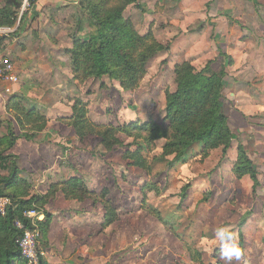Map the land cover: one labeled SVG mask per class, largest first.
<instances>
[{"label": "rangeland", "instance_id": "obj_1", "mask_svg": "<svg viewBox=\"0 0 264 264\" xmlns=\"http://www.w3.org/2000/svg\"><path fill=\"white\" fill-rule=\"evenodd\" d=\"M3 2L0 0V7ZM138 3V7H126L124 18H129L140 34L152 31L164 47L148 61L138 88L122 91L107 77L81 82L72 79L70 56L65 51L71 47L79 13L75 4L62 2L33 10L18 35L1 37L0 55L12 60L15 72H26L17 75L19 81L14 87L18 88L23 80L27 83L26 93L31 91L30 84L35 85L32 91H37V96L47 93L42 96L43 104L32 102L47 115L68 114L74 100L79 99L86 104L87 117L100 123L121 125L152 118L166 125L164 92L175 88V65L188 61L200 70L209 64L214 71L225 66L222 104L233 140L225 156L221 147L204 156L197 144L184 161L169 169L163 162H155L147 174L121 160L123 147L108 152L97 138L88 136L79 141L70 129L54 124L50 130L54 136L44 138L58 147V154L67 153L64 162L69 165L65 164L64 174H80L96 191L107 188V198L119 215L108 227H102L98 223L104 212L100 204L90 200L74 203L66 211H81L88 218L75 224V235L69 242L57 235L56 247L65 243L64 253L73 250L68 256L72 260H67L71 264H226L219 258L214 231L228 225L242 238L244 250L242 259L233 264H264V0ZM22 49L31 56L32 66L28 58L24 64L19 61L17 55L24 53ZM41 58L48 60L38 65ZM3 87L0 82V135L5 133L9 119L5 102L12 95L5 94ZM15 129L19 134L17 125ZM41 136L28 146L19 139L11 149V153H18L14 161L19 166L26 167L29 153L41 150ZM163 142H155L149 158L161 153ZM239 143L259 171L261 185L255 192L248 175L237 178L232 171ZM9 173V169H0L4 177ZM18 175L30 186H40L31 188V194L41 193L44 183L28 181L31 175L27 171ZM186 184L189 188L182 196L181 188ZM147 207L156 208L163 221ZM61 208L54 201L50 211ZM81 223L86 225L82 234Z\"/></svg>", "mask_w": 264, "mask_h": 264}, {"label": "trees", "instance_id": "obj_2", "mask_svg": "<svg viewBox=\"0 0 264 264\" xmlns=\"http://www.w3.org/2000/svg\"><path fill=\"white\" fill-rule=\"evenodd\" d=\"M21 0H4L0 7V27H13L16 24ZM76 31L71 47L66 49L70 56L71 77L76 81L102 79L114 81L122 91L130 92L138 88L146 74L148 61L164 49L152 31L140 34L129 18H124L123 11L129 5L138 7V0H75ZM27 19L22 16L18 27L9 34L15 36L22 30ZM8 34V35H9ZM0 35V41L3 39ZM174 90H165L164 120L161 125L154 119L133 120L121 125L99 123L87 117L86 104L75 99L71 115L62 118L66 125L73 128L77 140L87 136H96L105 151L123 147L122 159L129 166L137 167L150 174L155 162H163L165 168H172L184 161L187 152L199 144L202 155L221 147L222 155L233 140L227 114L223 108V88L225 87V66L218 71L207 64L196 70L188 61L174 67ZM104 86L102 82L101 87ZM5 102V109L20 129L16 133L13 121L6 120L5 133L0 135V169L10 170L7 177L0 175V195L11 199L4 216H0V264H26L18 246L22 231L15 227L14 221L28 222L24 212L35 208L44 213V219L38 221L40 241L46 246V236L51 221V214L44 206L47 198L60 190L65 199L84 201L91 199L103 207L102 227H108L118 218V211L108 197V190L99 193L90 189L86 182L77 176H71L62 182L51 185L46 195L30 193V185L19 177L20 169L11 153L18 138L30 142L45 130L46 117L33 107H26L23 99L16 93H10ZM119 134L130 139L125 142ZM163 140L161 153L149 158L155 142ZM171 157V158H169ZM232 171L237 178L248 175L252 182V192L261 185L258 169L247 155L243 145L236 146V159ZM150 184L145 186L149 188ZM152 186V185H151ZM189 184L181 188V195L186 194ZM51 192V193H50ZM148 212L163 221L159 211L147 207ZM240 246L242 238L239 239ZM39 264H48L40 257Z\"/></svg>", "mask_w": 264, "mask_h": 264}, {"label": "crops", "instance_id": "obj_3", "mask_svg": "<svg viewBox=\"0 0 264 264\" xmlns=\"http://www.w3.org/2000/svg\"><path fill=\"white\" fill-rule=\"evenodd\" d=\"M202 1L203 2H207L209 0H202ZM61 2L63 4H74L75 0H38L37 3L31 9V13L33 12V10L34 11H39L41 9V7H43L44 5H48V4L59 5V3H61ZM31 13L28 14L27 17H31ZM8 48L10 49V51L13 50V48H11V47H8ZM22 50H24V49H22ZM13 51L16 53V50H13ZM23 52L26 53V50H24ZM24 53L17 55L18 58H19V61L20 60L23 61L22 64H24L26 62L25 60H27L26 58H28L29 59V63L28 64H30V66H32L33 64L31 62L32 61L31 60V56L27 52L26 56H28V57H26L24 55ZM47 60L48 59H46V58L38 59L37 60V64H38V62L40 64L43 63V62L46 63ZM40 64H38V65H40ZM19 71L20 70L16 71L17 75H20L21 73L22 74L26 73L25 71H22V72H19ZM25 83L26 82L22 80L21 84L18 86V88L17 87L16 88L13 87V93H16L18 96H21L22 99H23V103L24 104H25L24 100H27L26 102L29 103L28 107L35 108L39 113L43 114L46 117V119H47V125H46L45 130H43L42 132L39 133V134L43 135V136H41L42 137V139H41L42 143H38V145L42 144L41 150L39 151L37 149V151H34L31 154L29 153L26 167H21V166H19V164H17V166L19 167L20 171L23 174H26V171H27L28 174L31 175V179H28V181L33 179L32 181L36 182L38 184L39 183H44L43 186L41 187L42 188L41 193L38 194V193L34 192L33 194L46 195L49 192V189H50L51 185H53V184H55L57 182H62L63 180H65V179H67L68 177H71V176H77V177L82 178L86 182L87 186L90 189L94 190L93 188H91L89 186L88 182L82 176H80V174H78V173H70V172H66L64 174L63 170L65 168V164L69 165L68 162H64V160L67 158V153L66 152L62 153L61 152L62 154H58V147L55 146L52 143H49L51 141H46V138H44V137H47L48 135L53 134L50 130L54 127V124H57V123L60 124L62 127L65 126L66 129H70L73 132V135L75 136V132H74L73 128L70 127L69 125H66L63 122V119H62V118H65V117H69L71 115L72 110L70 109V113L64 114V115H57V116L56 115H54V116L53 115H47L44 111H42V109L37 107L38 106L37 104H33L32 103V102H37L40 105L43 104L44 101H45V99L43 97L47 93L41 94V96H37L36 95L37 91L36 92H35V90L32 91L33 89H36V87H35V85H31V84L29 85V86H31V91L26 93V87L25 86H27L26 85L27 83L26 84ZM2 85H4V83H2ZM254 108H255V106H254ZM254 110H258V109H254ZM6 114L9 116V119L10 118L12 119L10 114H8V113H6ZM92 121H94V120H92ZM94 122H97V121H94ZM13 125L14 126L16 125L14 121H13ZM53 136H54V134H53ZM92 137L97 138L99 140L98 143L100 144V139L98 137H96V136H92ZM19 139L23 140V142H24L23 145L24 146H28V145H31L30 143H32L36 138L33 141H30V143L28 141L24 140L23 138H18L16 140V142H15L14 147L17 146V143L19 142ZM55 139H57V138H55ZM59 139H60V137H58L57 140H59ZM52 147L54 149H51ZM51 151H53V152H51ZM13 152H12L13 154L18 155V153L16 151H13ZM121 160H123V159H121ZM130 167H133V166H130ZM34 185H35V183L32 184V186H30V189L31 188L34 189L37 186H39V185H35V186ZM100 191H96V192L99 193ZM30 193H31V191H30ZM108 195H109V193H108ZM86 200L92 201L91 199H85L84 201H86ZM54 201H55V204L57 203V204L63 206V208L59 209L58 212L50 211V210H52L51 209V205L54 203ZM84 201L79 202V201L72 200V199H65L60 190H57L54 193V195H51V197L47 198V202H46L44 208H45V210H47V212H49L51 214V221H50L49 229H48L47 236H46V246L44 247L42 245V242L40 241V247H41V249L44 252L43 259L48 264H71L68 261H71L72 258L68 257V256L73 252V250L71 249L70 253H64L63 250H64L65 246H63V245H65V243L64 244L62 243L57 248L56 247L57 241H59V240H57L58 239L57 235H58V237H59V235H63V237L66 238L67 242H69L71 240V237H73V235H75V233L72 230V228H74V226H75V224H77V222H79L81 220H85L88 217L83 215V213H81V211L77 212V211H66V210H69L70 207L73 206L74 203H75L74 205H77V204L83 203ZM92 203L93 204H97V203H94L93 201H92ZM98 204H100V203H98ZM102 221H103V213H102L101 220L98 223L102 224ZM80 226L82 227V229L80 230L81 231L80 234H82L86 230V225H82V223H81ZM79 237H81V236H79ZM66 245H68V244H66ZM54 250L59 251V253H54L53 252Z\"/></svg>", "mask_w": 264, "mask_h": 264}, {"label": "built area", "instance_id": "obj_4", "mask_svg": "<svg viewBox=\"0 0 264 264\" xmlns=\"http://www.w3.org/2000/svg\"><path fill=\"white\" fill-rule=\"evenodd\" d=\"M37 1L38 0H21L16 24L13 27H0V35H8L13 32L18 27L21 17L23 15L27 17ZM18 81L12 60L7 56L0 55V82L4 83L5 94L12 93L13 87ZM10 205V197L0 195V216L6 214ZM23 215L28 221L26 224L19 219L14 221L15 227L22 231L21 237L18 239L17 243L22 256L26 260V264H39L40 257H43L44 252L40 247L41 234L37 222L44 219V213L33 207L26 210Z\"/></svg>", "mask_w": 264, "mask_h": 264}, {"label": "clouds", "instance_id": "obj_5", "mask_svg": "<svg viewBox=\"0 0 264 264\" xmlns=\"http://www.w3.org/2000/svg\"><path fill=\"white\" fill-rule=\"evenodd\" d=\"M214 238L218 244L219 258L226 264H233V261L242 259L244 250L240 246L237 233L230 226L217 227Z\"/></svg>", "mask_w": 264, "mask_h": 264}]
</instances>
